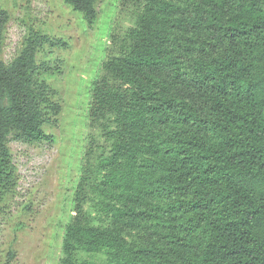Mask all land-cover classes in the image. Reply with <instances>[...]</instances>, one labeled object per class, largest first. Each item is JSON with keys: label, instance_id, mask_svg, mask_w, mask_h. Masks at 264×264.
I'll use <instances>...</instances> for the list:
<instances>
[{"label": "trees", "instance_id": "16d2710c", "mask_svg": "<svg viewBox=\"0 0 264 264\" xmlns=\"http://www.w3.org/2000/svg\"><path fill=\"white\" fill-rule=\"evenodd\" d=\"M100 1L64 0L89 24ZM234 1L146 0L130 50L104 63L90 117L109 122L94 186L109 222L86 223L81 182L60 264H264V0H246L250 19ZM9 22L0 9V192L9 139L49 141L61 109L37 58L49 38L30 30L6 63ZM126 231L151 240L132 247Z\"/></svg>", "mask_w": 264, "mask_h": 264}, {"label": "rangeland", "instance_id": "374dc122", "mask_svg": "<svg viewBox=\"0 0 264 264\" xmlns=\"http://www.w3.org/2000/svg\"><path fill=\"white\" fill-rule=\"evenodd\" d=\"M145 2L101 0L97 19L89 24L64 0H0V9L10 14L2 60L10 63L20 53L30 30L47 36L50 42L37 58L43 79L55 92L53 102L61 108L48 115L44 126L49 141H8L13 176L0 192V264H60L81 182L88 196L86 223L109 222L94 186L102 174L98 165L111 152L112 141L105 126L109 122L91 120L92 90L105 73L104 63L130 50L129 35ZM234 2L230 16L252 17L246 18V0ZM124 237L136 248L151 240L148 232L126 231Z\"/></svg>", "mask_w": 264, "mask_h": 264}]
</instances>
